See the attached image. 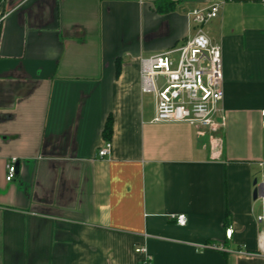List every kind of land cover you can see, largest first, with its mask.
<instances>
[{"label": "crops", "instance_id": "obj_1", "mask_svg": "<svg viewBox=\"0 0 264 264\" xmlns=\"http://www.w3.org/2000/svg\"><path fill=\"white\" fill-rule=\"evenodd\" d=\"M215 4L225 125L155 123L141 59ZM263 110L260 0H0V264H264Z\"/></svg>", "mask_w": 264, "mask_h": 264}, {"label": "built area", "instance_id": "obj_2", "mask_svg": "<svg viewBox=\"0 0 264 264\" xmlns=\"http://www.w3.org/2000/svg\"><path fill=\"white\" fill-rule=\"evenodd\" d=\"M219 11V4L193 11L195 35L192 38L179 48L141 59L142 92L155 97V123H187L200 136H206L208 131L215 133L225 125L222 51L204 32V25L216 18ZM176 53H179L177 61L173 58ZM261 116L264 126V110ZM112 151L113 143L106 141L98 156L109 157ZM16 175L17 159L13 158L7 167V181H13ZM262 184L264 202V181ZM173 219L181 226L187 224L185 214L174 215ZM258 222L264 226V215L258 217ZM227 235L231 237V231ZM259 248L258 253L264 256V227L259 234ZM136 251L144 253L145 264H150L152 258L145 247Z\"/></svg>", "mask_w": 264, "mask_h": 264}, {"label": "trees", "instance_id": "obj_3", "mask_svg": "<svg viewBox=\"0 0 264 264\" xmlns=\"http://www.w3.org/2000/svg\"><path fill=\"white\" fill-rule=\"evenodd\" d=\"M159 10L164 11L161 5L159 6ZM119 67H120V65H119ZM118 73H119V71H118ZM113 124H114L113 118L110 117L107 120V123H106L104 131H103V137L106 141H111L113 138ZM226 218L228 219V214H227Z\"/></svg>", "mask_w": 264, "mask_h": 264}, {"label": "water", "instance_id": "obj_4", "mask_svg": "<svg viewBox=\"0 0 264 264\" xmlns=\"http://www.w3.org/2000/svg\"><path fill=\"white\" fill-rule=\"evenodd\" d=\"M257 184V181L254 183ZM263 194V184L258 185L254 192V199L257 200Z\"/></svg>", "mask_w": 264, "mask_h": 264}, {"label": "rangeland", "instance_id": "obj_5", "mask_svg": "<svg viewBox=\"0 0 264 264\" xmlns=\"http://www.w3.org/2000/svg\"><path fill=\"white\" fill-rule=\"evenodd\" d=\"M173 58H174L175 61H177L179 59V53L174 54ZM257 201L260 202V211L263 214L264 213V203L261 200V198H259Z\"/></svg>", "mask_w": 264, "mask_h": 264}]
</instances>
